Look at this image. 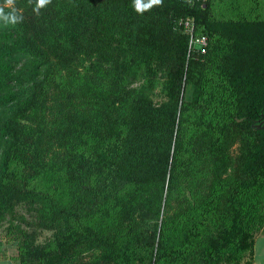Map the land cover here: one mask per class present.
<instances>
[{
	"label": "trees",
	"instance_id": "trees-1",
	"mask_svg": "<svg viewBox=\"0 0 264 264\" xmlns=\"http://www.w3.org/2000/svg\"><path fill=\"white\" fill-rule=\"evenodd\" d=\"M51 0L39 14L28 0H15L23 19L16 25L0 21V109L17 100L10 55L26 53L40 65L62 71L52 94L23 98L0 125V216L28 197L44 200L38 224L51 229L52 238L36 242L37 231L24 230L18 241V264H87L76 258L80 251L97 249L104 264H156L152 248L136 258L131 241L99 233L87 221L76 220L71 207L60 206L48 195L27 187L43 170L61 168L62 179L89 209L112 210L115 220L129 223L142 205L140 197L152 187L169 186L181 150L182 126L197 130L192 141L213 156L211 174L227 221L206 234L193 264H252L240 260L264 224V210L256 230L244 228L245 215L235 202L239 191L264 182V128L251 127L264 113V17L220 18L210 0H162L143 14L133 0H76L59 7ZM4 0H0L2 6ZM9 9L5 8V12ZM104 17L126 28V46L100 32ZM192 20L194 33L206 36L203 52L188 46L184 19ZM136 49L144 68L155 74L157 62L166 67V99L154 103L120 83L126 70V52ZM107 52L116 79L97 77L102 65L84 64L96 53ZM194 52V56H190ZM102 57V56H100ZM222 80L231 95L224 124L210 119H187L203 101L205 73ZM110 76V74H109ZM193 84L192 97L182 101L185 79ZM8 138L11 140L8 141ZM238 142L236 157L230 147ZM4 147V148H3ZM233 165L225 183L224 173ZM261 183V184H260ZM259 216V218H260ZM152 226V227H151ZM156 226L149 224L142 240L156 241Z\"/></svg>",
	"mask_w": 264,
	"mask_h": 264
},
{
	"label": "rangeland",
	"instance_id": "rangeland-1",
	"mask_svg": "<svg viewBox=\"0 0 264 264\" xmlns=\"http://www.w3.org/2000/svg\"><path fill=\"white\" fill-rule=\"evenodd\" d=\"M59 2V7L66 8L75 4L76 0ZM210 10L213 15L220 18H261L264 17V0H210ZM100 32L113 40V44L119 42L123 47L126 46L125 37L128 34L126 28L111 18L104 17L101 20ZM194 54L190 52V56ZM125 56L128 59V66L126 70H122L119 79L123 87L130 90L132 95L139 93L148 96L154 103L165 100L166 67L157 62L155 74L150 76V72L144 68L143 61L139 60L136 49L126 52ZM9 58L12 64L13 87L18 96L14 104L0 109V125L6 121L9 112L17 107L23 98L31 94H36L40 98L46 94L50 95L57 90L55 86L62 80L61 70L53 65H40L31 55L14 53ZM94 63L102 65L98 67L100 72L95 73L98 78L103 77L102 81L116 79L114 64L107 52L96 53L84 60V64L92 69L96 68L91 66ZM202 81L204 82L203 101L195 111L186 112L187 119L203 118L224 124L230 108L229 91L225 88L224 82L213 74L206 72ZM192 89L191 79L185 77L181 86L182 101L191 99ZM196 130L192 124L182 126L181 150L176 153V165L170 175L169 186L152 187L142 195L141 207L127 224L115 220L112 210L105 212L102 207L99 210L89 209L88 206L83 205L85 199H75V195L62 179L61 168L43 170L33 177L29 174L27 187L34 189V192H38L40 196L48 195L60 206L71 207V211L76 214V220L87 221L99 233L118 238L120 243L124 240L131 241L130 248L136 258L145 256L152 248V254L159 256L156 264H193L195 254L206 234L227 221L220 200L225 188L220 186L217 191L211 174L213 156L193 143L192 138ZM8 141L11 142L9 138ZM238 146L237 141L231 144L230 151L234 158ZM4 154L2 149L1 160ZM233 172L234 168L231 165L224 173L225 183L232 179L229 176H232ZM215 189L220 199L216 196ZM235 202L245 215L244 228L248 231L256 230V224L261 219L260 213L264 210V182L260 186L239 191ZM45 208L44 200L34 196L17 202L12 210L1 214L0 238H4L7 242L14 260L18 241L24 230H36V242H44L52 238V230L40 226L37 222L39 214ZM150 223L156 226V241L151 246L146 245L142 240L146 234L145 229ZM76 249L75 256L78 261L80 258L87 264L106 262L102 259L100 250L90 249L79 252L80 247ZM0 252H2L1 248ZM250 257L252 252L247 249L242 252L240 260H249Z\"/></svg>",
	"mask_w": 264,
	"mask_h": 264
},
{
	"label": "clouds",
	"instance_id": "clouds-1",
	"mask_svg": "<svg viewBox=\"0 0 264 264\" xmlns=\"http://www.w3.org/2000/svg\"><path fill=\"white\" fill-rule=\"evenodd\" d=\"M29 4L33 3V0H28ZM51 0H35L33 13L39 14L42 8H45ZM162 0H133V10L138 14H143L145 11L150 10L155 5H160ZM5 8L9 9L5 12ZM23 17L20 15L15 7V0H4L2 6H0V21L5 25H16L22 21Z\"/></svg>",
	"mask_w": 264,
	"mask_h": 264
},
{
	"label": "crops",
	"instance_id": "crops-1",
	"mask_svg": "<svg viewBox=\"0 0 264 264\" xmlns=\"http://www.w3.org/2000/svg\"><path fill=\"white\" fill-rule=\"evenodd\" d=\"M252 244V264H264V224L255 233ZM0 248L2 249V252H0V264H18L14 260L13 254L10 253L4 238H0Z\"/></svg>",
	"mask_w": 264,
	"mask_h": 264
},
{
	"label": "built area",
	"instance_id": "built-area-1",
	"mask_svg": "<svg viewBox=\"0 0 264 264\" xmlns=\"http://www.w3.org/2000/svg\"><path fill=\"white\" fill-rule=\"evenodd\" d=\"M185 31L188 33V46L194 50L203 52L206 45V36L202 33H194V25L191 19L186 18L183 21Z\"/></svg>",
	"mask_w": 264,
	"mask_h": 264
},
{
	"label": "water",
	"instance_id": "water-1",
	"mask_svg": "<svg viewBox=\"0 0 264 264\" xmlns=\"http://www.w3.org/2000/svg\"><path fill=\"white\" fill-rule=\"evenodd\" d=\"M251 127L253 128H264V113L261 112V118L255 119Z\"/></svg>",
	"mask_w": 264,
	"mask_h": 264
}]
</instances>
